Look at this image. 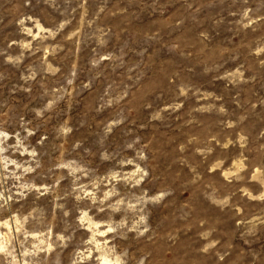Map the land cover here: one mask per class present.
I'll use <instances>...</instances> for the list:
<instances>
[{
	"label": "rangeland",
	"instance_id": "obj_1",
	"mask_svg": "<svg viewBox=\"0 0 264 264\" xmlns=\"http://www.w3.org/2000/svg\"><path fill=\"white\" fill-rule=\"evenodd\" d=\"M0 264H264V0H0Z\"/></svg>",
	"mask_w": 264,
	"mask_h": 264
}]
</instances>
